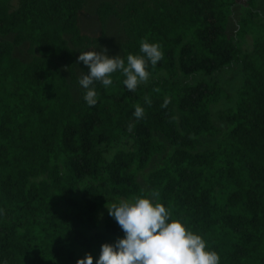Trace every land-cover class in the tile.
<instances>
[{"label": "trees", "instance_id": "trees-1", "mask_svg": "<svg viewBox=\"0 0 264 264\" xmlns=\"http://www.w3.org/2000/svg\"><path fill=\"white\" fill-rule=\"evenodd\" d=\"M254 1L232 34L237 0L102 1L99 31L89 34L80 27L86 0H0V36H12L0 41V264H75L86 253L95 264L101 245L124 235L109 213L99 219L109 199L155 202L153 190L219 264H264V17ZM110 16L123 28L125 62L142 55L141 40L164 55L136 91L120 72L107 88L94 82L97 103L89 106L79 84L88 69L77 57L94 50ZM24 43L28 61L13 54ZM233 63L243 82L219 115L221 132L210 110L223 94L218 81L177 76ZM165 97L171 102L161 107Z\"/></svg>", "mask_w": 264, "mask_h": 264}, {"label": "clouds", "instance_id": "clouds-1", "mask_svg": "<svg viewBox=\"0 0 264 264\" xmlns=\"http://www.w3.org/2000/svg\"><path fill=\"white\" fill-rule=\"evenodd\" d=\"M142 55L129 53L124 59L107 55L102 51L89 50L80 52L78 61L87 67V74L82 75L79 84L86 90L83 99L89 106L97 103V92L92 87L100 82L105 88L112 85V74L120 72L123 84L129 91L146 84L150 78L149 64L154 68L163 59V52L158 43L141 40L139 45ZM151 106V99L144 97ZM170 98L165 97L161 107H167ZM134 117L139 120L145 110L135 105ZM129 130L134 128L129 124ZM159 192L153 190L150 197L133 196L106 206L108 213L122 229L124 235L114 244L103 243L95 264H219L218 253L211 250L201 235L185 227L174 219L171 211L159 202ZM75 264H93V257L86 253Z\"/></svg>", "mask_w": 264, "mask_h": 264}, {"label": "rangeland", "instance_id": "rangeland-1", "mask_svg": "<svg viewBox=\"0 0 264 264\" xmlns=\"http://www.w3.org/2000/svg\"><path fill=\"white\" fill-rule=\"evenodd\" d=\"M102 1H109L115 3L118 7H121L127 0H86L85 7L80 15V27L84 32L89 34H96L99 31V25L96 18V8L97 5ZM237 4L234 7V12L230 17L228 24V32L229 34L233 33L240 22L241 16L246 14V10L251 8V4L247 3L246 0H237ZM254 8H257L260 11V17H264V0H255L253 3ZM11 35L0 36V41L2 40H10ZM235 38H241L238 36H234ZM125 39V35L123 32V28L120 22L114 16H110L104 27V33L102 38L98 43L95 44L94 50L102 51V49H107V55L109 56H119L121 55L122 42ZM242 42V40H241ZM252 48V36L247 35L243 42V49L246 51H250ZM14 56L18 57L22 61H28L30 59V54L27 51V44L24 43L22 45L16 46L13 51ZM79 56V55H78ZM65 70V67H64ZM76 71L80 75L81 71L78 65H76ZM65 73L67 74L66 70ZM68 76V74H67ZM243 69L242 65L239 63H233L219 72L212 73L210 75L205 74H194V75H178L177 79H179L182 83L194 84L200 79H204L207 81L217 80L220 84L223 94L220 99L214 103L211 107L212 120L214 124L221 130L226 129L225 122L221 120L219 115L226 111L227 109L233 107L238 98V90L243 82ZM220 139V135L214 138H204V143L206 147H214L217 141ZM152 165L149 167L151 168ZM148 168V169H149ZM138 181L140 182L143 188H146V184L144 182L143 176H138ZM124 199H119V201ZM115 199H109L106 206L111 203H115ZM104 207L99 212V219L102 221L108 213L107 207Z\"/></svg>", "mask_w": 264, "mask_h": 264}]
</instances>
